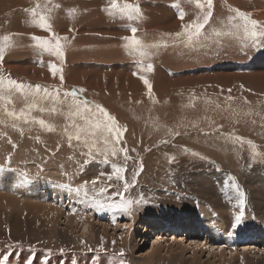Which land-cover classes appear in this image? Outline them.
<instances>
[{
  "label": "rangeland",
  "instance_id": "obj_1",
  "mask_svg": "<svg viewBox=\"0 0 264 264\" xmlns=\"http://www.w3.org/2000/svg\"><path fill=\"white\" fill-rule=\"evenodd\" d=\"M33 2L31 8L36 6L37 0ZM39 2L43 4L44 0ZM127 2L144 8L143 12L140 9V18L131 22L119 17L109 20L112 17L104 8L103 22L108 27L112 24L110 31L114 36L106 37L92 31L98 23L92 22L87 13L96 14V7L89 3L77 6L78 0H53L60 7L51 13V30L60 37H67L62 41L63 61L33 48V35L49 39L50 35L29 23L31 17L25 10L30 7L9 4L8 8L2 6L0 10V37L10 35L13 41V46L6 49L0 62V78L5 82L11 79L25 85H40L42 89L59 88L61 98L63 92L83 89L80 98L93 106H102L126 128L118 147H126L130 157L127 161L123 154L109 157V164L105 165L101 162L103 157L97 156L81 169L88 158L87 148L75 140L69 146L65 132L70 123L66 116L67 103L57 104L60 111L56 113L33 110L30 114L52 124L55 127L53 132L41 129L38 124L21 121H16V127H12L13 121L4 114L0 104V121H3L0 123V169L19 170L25 179L17 185L9 176H0V264H119L120 260L124 264H178L175 256L183 258L187 264H225L226 261V264H264V242L260 241L264 238V43L252 46L243 39L213 33L214 29L222 33L229 30V7L248 13L252 19L264 24V0H214L213 17L204 30L208 39L203 46L176 51L167 50L168 47L155 50L156 54L144 61L145 65H153L151 73L141 71V58L129 55L124 47L122 37L129 36L127 31L118 33L136 26L137 22L142 25L161 16L171 20L167 24L162 21V27L171 31L159 28L161 39L157 42L172 43L174 35L171 33L181 32L182 23L194 21L199 10L188 0ZM96 4L107 6L109 0H100ZM176 4L180 7H175ZM169 8L177 12L183 10L186 13L184 21L174 18ZM69 9H76L73 17L68 16ZM175 21H178L176 27L173 26ZM164 34L166 37H162ZM112 42H116V50L107 51L106 45H112ZM179 43L177 40L175 44ZM50 64L62 68V85L60 74L54 78L49 72ZM140 76L149 80L151 98ZM104 98L121 112L112 110ZM12 101L8 105L10 109L19 112L25 108L19 94L13 95ZM40 103L45 108L52 107L50 101ZM77 123L83 121L77 120ZM130 127L135 136L128 139ZM74 131L68 128V132ZM232 136L251 140L258 155L254 156L253 149L246 143L234 142ZM131 138L134 140L130 141ZM193 152L198 155L193 156ZM113 163L126 165L125 177L130 182L133 172L142 164L135 184L124 195L133 200L143 196L146 203L136 206L131 215L98 209L93 213V207L86 204L89 202L79 199L71 203L63 196L64 190L75 193L70 189L80 187L85 181L89 182V199L102 187L108 188L104 199L111 197L118 188L122 191V183L101 176V173L111 172ZM97 177L99 180L93 189L91 181ZM36 179L41 182L33 184L31 180L35 182ZM28 181L30 184L26 189ZM233 181L246 197L244 217L238 226L234 225L240 205L232 188ZM55 183L62 191L51 188ZM9 194L16 199L15 203ZM80 197L84 198L82 193ZM33 205L61 208L58 226L50 220L47 225V213H34ZM83 212L92 217L86 216L85 223L80 222L74 230L66 225L70 217ZM192 214L200 220H208L209 224L203 222L199 233L178 230L176 220ZM147 218L161 220L167 228L161 231L157 226L142 222ZM208 225L224 236L228 234L236 238V243L232 242V246H226L222 241L214 244L216 242L210 240L208 230H204ZM170 226L176 229L171 231ZM64 228V232L60 230ZM248 232L254 235L253 241L245 239ZM262 232L263 235L259 234ZM63 235L70 237L65 239ZM202 244L207 248L205 252L201 251ZM209 245L225 247L224 259L220 249L211 252ZM232 248L241 250L231 254ZM121 251L122 257L119 255ZM236 253L239 255L237 262L234 261ZM170 256H174L173 259Z\"/></svg>",
  "mask_w": 264,
  "mask_h": 264
},
{
  "label": "snow or ice",
  "instance_id": "obj_2",
  "mask_svg": "<svg viewBox=\"0 0 264 264\" xmlns=\"http://www.w3.org/2000/svg\"><path fill=\"white\" fill-rule=\"evenodd\" d=\"M188 3L194 4L195 8L199 11L194 21L187 24L182 23V31L175 33L173 44H175L177 40H180L185 47L195 49L197 47H202L208 39V34L204 30L206 25L212 20L215 5L214 0H188ZM49 5H51V7H49ZM174 6L177 8L180 7L179 4ZM59 7L58 4L53 3V0H44L43 4L37 0L34 8L26 9L25 11H27L31 17L29 21L31 25L38 27L42 31L49 32L50 35V39L33 35L31 37L34 42L33 48L40 53L47 52L49 55H53L63 61L64 44L62 41H66L67 37H60L52 32L50 23L51 13L54 9H58ZM228 10L231 13V15L227 17L229 30L222 33L214 29V35H224L230 38L243 39L245 43L250 42L252 46L264 43V24L252 19L248 13L242 12L239 9L229 7ZM104 11L111 17H119L120 19H126L130 22L138 20L141 16L139 6L128 3L127 0H123V2H121V0H109V7H106ZM75 13L76 9H69L67 12L69 17H73ZM185 15L186 13L180 10L177 18L184 21ZM221 23H223V21H221ZM128 30L131 35L122 37L125 41L124 47L129 55L141 58V71L151 73L154 70L153 65L151 63L145 65L144 61L155 55L156 51L161 47H168V42L161 41L153 44H146L142 39L137 37L136 33L138 29L136 27H131ZM11 46H13V41L10 35L0 37V62L3 61L6 49ZM48 67L49 72L54 78L57 73L60 74L59 79L62 85L64 83L62 68L56 64H50ZM134 75H137V73H134ZM139 78L143 81L148 90L149 97L151 98L152 86L149 80L144 76H140ZM83 91V89L66 91L63 92V98H61V90L59 88L54 90H49L48 88L42 89L40 85H25L11 79L5 82L3 78H0V104L3 105L4 114L13 121L12 127H16V121H21L24 124H38L41 129L53 132L55 131V127L52 124L47 123L43 119H36L30 114L33 110L56 113L60 111L57 104L67 103L68 111L66 116L70 123L65 127V132L67 133L69 146L71 147L72 141L75 140L78 144L82 143L87 148L86 156L88 158L84 160L81 169L95 160L97 156L103 157L101 162L105 165L109 164V157L116 158L120 154H123V159L127 161L130 158L128 156V149L126 147H118V145L121 144L126 128L120 126L115 117L111 116L102 106H93L86 99L80 98V93ZM15 94H19L25 103V108L21 109L19 112L8 107V105L12 104V97ZM68 98H70V101ZM229 99H231V97H229ZM41 101H50L52 107H43L40 103ZM245 103H247V101H245ZM77 120L83 121V123H77ZM0 123H3V121H0ZM69 127L75 131L68 132ZM178 134L179 133H176V135ZM232 139L234 142H238L241 145L246 143L253 149V155H258V153L255 152L256 146L251 140L246 141L240 136H232ZM163 142L166 143L167 141ZM187 151L188 150L185 149V152ZM192 155L196 156L198 154L193 152ZM201 158L203 159V157ZM126 171V165L118 166L113 163L111 164L110 173H101V176H106L107 180L111 181L115 179L117 183L123 184L122 191L118 188L117 191L107 199L102 198L108 191L106 187H102L99 192L95 193L91 199H89L88 181H85L80 187L70 190L74 191L77 196H80L82 193L84 199L89 202L90 206L98 210L131 215L136 206L146 203L143 196L137 200H133L124 195L135 184L136 176L139 174V171H142V164L140 169L133 172V180L131 182L125 177ZM98 180L99 177L91 181L93 189H95ZM232 188L239 198L240 211L235 217L234 225L238 226L244 217L246 197L243 191L240 190L239 185L234 181ZM116 197H119V200H117ZM114 243L115 241H113V244ZM119 255L122 257L123 251H121ZM119 264H124V261L120 260Z\"/></svg>",
  "mask_w": 264,
  "mask_h": 264
},
{
  "label": "bare ground",
  "instance_id": "obj_3",
  "mask_svg": "<svg viewBox=\"0 0 264 264\" xmlns=\"http://www.w3.org/2000/svg\"><path fill=\"white\" fill-rule=\"evenodd\" d=\"M6 0H0V10H2V6L3 7H7L8 8V6L7 5H9V4H11V5H22V4H25L24 5V7L25 8H27V7H32V5L34 4V0H7L6 2H5ZM12 2H15L14 4H12ZM89 3V2H88ZM97 3V2H96ZM100 3H98V5H99ZM101 4H103V3H101ZM94 5H95V3H94ZM88 6V5H87ZM99 6H101V5H99ZM96 7H97V5H96ZM6 8V9H7ZM94 8V7H93ZM90 9V8H89ZM91 9H92V7H91ZM90 9V10H91ZM94 9H97V8H94ZM98 9H99V11H100V13H102V11H103V9H100L99 7H98ZM86 10V9H85ZM85 10H83L82 11V13L83 12H85ZM1 12V11H0ZM91 13H92V11H91ZM99 13V12H98ZM18 15H20V16H22V14L21 13H17ZM84 14V13H83ZM87 14H90V13H87ZM81 15V14H80ZM96 16H97V14H95ZM83 16V15H82ZM94 16V15H93ZM92 16V17H93ZM76 17H77V15H76ZM84 17V16H83ZM87 17V16H86ZM91 17V16H90ZM95 17V16H94ZM78 18H80V17H78ZM97 18V17H96ZM110 18V17H109ZM98 19V18H97ZM69 20V19H68ZM98 20H100V19H98ZM109 20H111V19H109ZM71 21V20H70ZM102 21H103V19H102ZM23 22V21H22ZM96 22V21H95ZM100 22V21H99ZM176 22V21H175ZM60 23V22H59ZM146 23H148V22H146ZM172 23H174V22H172ZM171 23V24H172ZM101 24V23H100ZM58 25V24H57ZM64 25V24H63ZM178 25V23L176 24H173V26L174 27H176ZM137 26V25H136ZM135 26V27H136ZM141 26V25H140ZM139 25H138V28L140 27ZM107 27V26H106ZM106 27H104L105 29H107ZM144 27H145V25H144ZM96 28V27H95ZM103 28V27H102ZM109 28V27H108ZM148 28V27H147ZM154 28V27H153ZM157 28V27H156ZM210 28V27H209ZM58 29V28H57ZM104 30V29H103ZM168 30V29H167ZM208 30V29H207ZM110 31V30H109ZM161 31V30H160ZM100 32H101V30H100ZM103 33V32H102ZM101 33V34H102ZM156 33V32H155ZM129 34H130V32H129ZM93 35V34H92ZM103 35V34H102ZM104 35H106V33L104 34ZM112 36V35H111ZM147 41H149V40H147ZM149 43H152V41L151 42H149ZM112 46H114V44L112 45ZM109 47V46H108ZM81 48V47H80ZM103 49H104V47H103ZM108 49V48H107ZM111 49V48H110ZM109 49V50H110ZM100 50H101V48H100ZM114 50V49H113ZM102 51V50H101ZM108 51V50H107ZM165 51V50H164ZM32 52V51H31ZM106 53V52H105ZM108 53V52H107ZM30 54V53H29ZM65 54V53H64ZM134 58V57H133ZM140 58V57H139ZM86 61V60H85ZM117 68V67H116ZM96 69V68H95ZM134 69V68H133ZM101 72V71H100ZM71 74V73H70ZM140 74V73H139ZM75 75V74H74ZM74 75H72V78H74L73 76ZM145 75V74H144ZM80 76H82V75H80ZM128 76V75H127ZM75 77H77V75L75 76ZM83 77V76H82ZM94 77V76H93ZM118 77H120V76H117V78ZM122 77V76H121ZM116 78V77H115ZM123 78H125V77H123ZM79 79H80V77H79ZM132 79V78H131ZM139 79V78H138ZM85 80V79H84ZM119 80V79H118ZM86 81V80H85ZM88 82H89V80H88ZM100 82H102V81H100ZM116 82H114V84H115ZM84 84V83H83ZM90 85V84H89ZM79 86V85H78ZM91 86V85H90ZM112 86V85H111ZM131 86V85H130ZM136 86V85H135ZM135 88V87H134ZM127 89V88H126ZM132 89V88H131ZM125 90V89H124ZM128 90V89H127ZM102 98V97H101ZM103 100H106V102H107V104L110 106V107H112V110H114L115 112H121V111H119L117 108H116V106L109 100V99H106V98H104ZM111 110V111H112ZM131 112V111H130ZM113 114H114V112H113ZM117 114V113H116ZM121 115V114H120ZM123 115V114H122ZM118 116V115H117ZM125 117H126V115H125ZM124 117V118H125ZM128 117V116H127ZM131 119V118H130ZM118 120H120V119H118ZM124 121V120H123ZM126 121V120H125ZM131 123V122H130ZM126 124V123H125ZM123 125V124H122ZM121 126V125H120ZM5 127V126H4ZM133 127V126H132ZM132 128L130 127V130H131ZM133 132H134V130H133ZM130 135H129V137H128V139L130 138V137H132L131 135H134L135 136V134L134 133H132V130L130 131ZM132 140H130V141H133L134 139L133 138H131ZM133 143H135V141L133 142ZM129 144V143H128ZM133 145V144H132ZM1 167V166H0ZM160 168V167H159ZM158 168V169H159ZM255 168V167H254ZM257 169V168H256ZM236 172V171H235ZM241 172V171H240ZM152 173V172H151ZM158 174V173H157ZM1 175H7V176H9L12 180H13V183H15V184H17V185H20L21 184V182H25V179L23 178V175H24V173H22L21 171H19V170H17V171H13V172H9L7 169H3V168H1L0 169V176ZM208 178V177H207ZM182 181V180H181ZM197 181V180H196ZM31 182L33 183V184H36V183H38V182H41V181H39V179H36V181L34 182V180H31ZM201 183V182H200ZM30 183H29V181L28 182H26V189H28V185H29ZM56 184V183H55ZM53 184V186L51 187V188H54V191H56V192H58V190H61L62 191V189L56 184ZM192 185V184H191ZM48 186H49V184H48ZM225 188V187H224ZM11 191H14V190H11ZM47 191H49V190H47ZM67 191V190H66ZM65 190H64V194L65 195H63L64 197H66V198H68L69 199V201L71 202V203H74L76 200H81V201H86L84 198H81L80 196H77L75 193H73V192H66ZM14 194V193H13ZM9 196H10V194H9ZM11 197V196H10ZM12 202L13 203H15V201H16V199L13 197V195H12ZM13 203H8V205L9 206H11V207H17V205L16 204H13ZM41 204L42 205H45L44 204V202H41ZM86 204H89V203H86ZM26 205H28V204H26ZM10 207V208H11ZM27 207V206H26ZM33 207H34V210H32L34 213H35V211H39V212H41L43 215H45L44 213H47L45 216L47 217L46 218V222H47V225H48V220H50V221H53V224L55 225H57L58 226V224H57V221H59V220H61V218H60V215L62 214V211H61V208H59L58 206L56 207V205H55V207H47V208H42L41 206H37V205H33ZM144 207V206H143ZM8 209V208H7ZM12 209V208H11ZM25 209V208H24ZM27 209V208H26ZM97 209L96 208H94L93 207V209H92V211H93V213H96L97 211H96ZM36 212V213H37ZM105 213V212H104ZM28 214V213H27ZM38 214H40V213H38ZM42 214H40L41 216H42ZM103 214V213H102ZM194 214V213H193ZM193 214L192 215H182V216H184V217H182L181 216V218H178L177 220H176V222L177 223H179L178 225H179V227H178V230L180 229V228H182L183 229V232L184 233H190V232H197V233H199L200 232V230H199V227L202 225L203 226V222H207L208 224H209V221L208 220H200V219H198V218H196L195 216H193ZM25 215H26V213H25ZM29 215V214H28ZM40 215H39V217H40ZM94 215V214H93ZM111 215H112V213H111ZM27 216V215H26ZM72 216V215H71ZM86 216L87 217H92V215L91 214H87L86 212H83L82 214H74L72 217H68L69 219L67 220V222L68 223H66V225L69 227V228H71L72 230H74V229H76V227L79 225V223L80 222H82V223H85L84 221H86L88 218H86ZM146 216H147V214H146ZM155 216V215H154ZM166 216V215H165ZM164 216V217H165ZM186 216V217H185ZM44 217V216H43ZM111 217V216H110ZM144 217H145V215H144ZM177 217H179V216H177ZM27 218V217H26ZM84 218H86L85 220H84ZM112 218V217H111ZM137 218V217H136ZM143 218V217H142ZM45 219V218H44ZM54 219H55V221H54ZM90 219L91 218H89V222H90ZM40 220H41V218H40ZM140 220V219H139ZM143 220V219H142ZM166 221V220H165ZM55 222V223H54ZM93 222V221H92ZM91 222V223H92ZM142 222H147L148 224H150L151 226H153V227H158V228H160L161 229V231H164L166 228H167V226L166 225H164L165 223H163V221H158V220H154V219H145V220H143ZM171 222V221H170ZM174 222V221H173ZM169 223V222H168ZM50 224V223H49ZM90 224V223H89ZM27 225V224H26ZM50 226V225H49ZM86 226L88 227V224L86 223ZM85 226V227H86ZM93 226V225H92ZM51 227V226H50ZM57 228H59V227H57ZM90 228H92V227H90ZM171 228V229H170ZM205 228V229H204ZM204 230H208L207 231V233H208V235H209V238H210V240H212V241H214V242H216V243H214V244H217L218 242H220V241H222V242H225L226 243V246H232L233 244H232V242H235L236 243V241H237V239L236 238H232V237H230V236H228V234L226 235V236H224V234L222 235L218 230H215L212 226H210V225H208V227H206V226H204ZM53 228H50V230H52ZM54 229H56V228H54ZM88 229V228H87ZM169 229L171 230V231H174V229H176V228H173V227H169ZM59 230V229H58ZM61 231H63L64 232V230H65V228L64 229H60ZM59 230V231H60ZM93 230V229H92ZM91 230V231H92ZM17 231V230H16ZM146 231V230H145ZM176 231V230H175ZM226 231V230H225ZM85 232H87V231H85ZM150 231H148V233H149ZM59 233V232H58ZM89 233H91V232H89ZM65 234V233H64ZM73 234V233H72ZM164 234V233H163ZM259 234H261V235H263V232L262 233H259ZM52 235H56V234H53L52 233ZM60 235V234H59ZM158 235V234H157ZM64 236H67V235H63V237ZM93 236V235H92ZM53 237V236H52ZM58 237V236H57ZM70 237V236H69ZM68 237V238H69ZM65 238V237H64ZM67 238V237H66ZM65 238V239H66ZM67 238V239H68ZM249 238V240H251V241H253V239H255L254 238V235H251V234H249V232H248V237L247 238H245V239H248ZM155 239V238H154ZM161 239H162V237H161ZM165 240H167V239H165ZM263 241L264 242V238H260V241ZM66 241V240H65ZM192 241V240H191ZM259 241V242H260ZM134 242V241H133ZM160 242V241H159ZM201 243H202V241H200ZM205 242V241H204ZM169 244V243H168ZM261 244V243H260ZM264 244V243H263ZM156 245V244H155ZM203 245V244H202ZM207 245V244H206ZM134 246V245H133ZM159 245H158V243H157V247H158ZM204 246V245H203ZM156 247V248H157ZM170 247V246H169ZM177 247V246H176ZM128 248H129V246H128ZM166 248V247H165ZM192 248V247H191ZM206 248V246H204L203 247V249L201 250L200 248V250L203 252L204 251V249ZM209 248L211 249V252H215L217 249H220V251H221V257H223V259H224V253H225V250H226V248L225 247H223V246H219V247H217V248H214V246L213 245H209V247H208V250H209ZM130 249H132L131 247H130ZM154 249V248H153ZM161 249V248H160ZM207 249V248H206ZM233 250H230L231 252V254H232V252L233 251H236L237 249H239V248H232ZM126 251H127V249H125ZM133 250H134V247H133ZM155 250V249H154ZM159 250V249H158ZM168 250V249H167ZM178 250V249H177ZM239 250H241V249H239ZM246 250V249H245ZM194 251L196 252L197 251V249H194ZM206 251V250H205ZM204 251V252H205ZM210 251V250H209ZM130 252H133V251H130ZM153 252V251H152ZM159 252V251H158ZM169 252V251H168ZM192 253H193V251H191ZM153 253H155V252H153ZM245 253V252H244ZM248 253V252H247ZM131 254H134V253H131ZM174 254H175V252H174ZM217 254V253H216ZM210 255H211V253H210ZM212 255H213V253H212ZM235 255V254H234ZM257 255V254H256ZM159 256H161V253H160V255ZM259 256V255H258ZM170 257H172V256H170ZM174 257V256H173ZM173 257H172V259H173ZM187 257H188V255H187ZM210 257V256H209ZM208 257V261H210V259L211 258H209ZM175 258H176V260L175 261H177V263L178 264H187L185 261H184V259L183 258H181L180 259V257L179 256H175ZM162 259H163V257H162ZM166 259V258H165ZM168 259V258H167ZM238 259H239V255H238V253H236V255H235V259H234V261L235 262H237L238 261ZM213 260V259H212ZM215 260V259H214ZM247 260V259H246ZM263 260V259H262ZM166 261V260H165ZM172 261V260H171ZM220 261V260H219ZM223 261V260H222ZM234 262V263H235ZM250 262V261H249ZM202 263H204V262H202ZM201 262H200V264H202ZM207 263V262H206ZM221 263V262H220ZM226 263H227V261H226ZM225 263V264H226ZM170 264H171V262H170ZM208 264H214V263H210V262H208ZM223 264V263H222Z\"/></svg>",
  "mask_w": 264,
  "mask_h": 264
},
{
  "label": "crops",
  "instance_id": "obj_4",
  "mask_svg": "<svg viewBox=\"0 0 264 264\" xmlns=\"http://www.w3.org/2000/svg\"><path fill=\"white\" fill-rule=\"evenodd\" d=\"M79 1V3L77 4V6H83V4L82 3H84V4H87L88 2H89V4H90V6H92V7H96V3L94 2V1H96V2H98V1H100V0H78ZM174 2H178V0H173ZM121 2H123V0H121ZM94 3H95V5H94ZM180 5V4H179ZM147 7H150V5H146ZM98 5H97V9H95V11H96V14H97V16L95 15V14H88V16L90 17L91 15H94V16H96L98 19H100V20H98L96 17L95 18H93L92 16L90 17L91 19H92V22L93 21H96V23H98V25L96 26V28H94V29H92V31H96L97 32V35H104L105 33H106V37H114L113 36V34H112V32L113 31H109L110 30V28L112 27V24L110 23V26H109V28H108V26L107 25H105L104 24V22L102 21V13H103V11H102V13H100V11H99V9H98ZM106 7H109V4H107V6H102V7H99V8H106ZM143 7V6H142ZM141 9V11L143 12L144 11V8H140ZM169 11L171 12H173V17L174 18H176L177 16H178V12L174 9V10H171V8H169ZM99 12V13H98ZM85 13V12H84ZM111 20H113V17L111 18ZM157 20H160V21H157ZM100 21V22H99ZM162 21L163 22H165L166 24L169 22V21H171L170 19H166V18H164V17H161V16H159V17H157V18H154V19H151V20H147V22L148 23H143L141 26H140V24L137 22V26H136V28L138 29V31H137V33H136V35H137V37L138 38H140V39H142L143 41H144V43H146V44H150L149 42H151L152 41V43H157V39H161V36H160V29L159 28H163L162 27ZM101 23V24H100ZM103 23V24H102ZM176 24L178 23V21L177 22H175ZM138 25L140 26L139 28H138ZM144 25H145V27H144ZM107 26V27H106ZM103 27V28H102ZM104 27H106L107 29H105ZM135 27V26H134ZM148 27V28H147ZM154 27V28H153ZM157 27V28H156ZM104 29V30H103ZM129 29V28H128ZM163 29H165V30H163V31H166V32H168V31H171V29H169V28H163ZM168 29V30H167ZM100 30H101V32H100ZM126 31H127V33H128V35L130 36L131 35V33L129 34V30H127V29H125V30H123V31H121L120 33H118V34H125L126 33ZM103 32V33H102ZM156 32V33H155ZM102 33V34H101ZM176 33H177V31H176ZM94 34V33H93ZM112 35V36H111ZM171 35H174V37H175V31L174 32H172L171 33ZM149 36H152V37H149ZM115 37H116V35H115ZM162 37H166V35L164 34ZM174 37L173 38H171V40H173L174 39ZM147 40H149V41H147ZM170 41V40H169ZM116 42H112L111 44L113 45V44H115ZM173 44V42L172 43H168V48H167V50L168 49H170V50H172V51H176V50H178V49H182V48H187V47H185L184 45H183V43L182 42H180L179 44H175L174 46H171ZM112 45H106L107 47H108V49L107 50H109L110 48V52H113L114 50H116L115 49V45L114 46H112ZM125 45V44H124ZM102 47V46H101ZM114 49V50H113ZM155 51V50H154ZM162 53V52H161ZM135 58L136 57H138V56H134Z\"/></svg>",
  "mask_w": 264,
  "mask_h": 264
}]
</instances>
